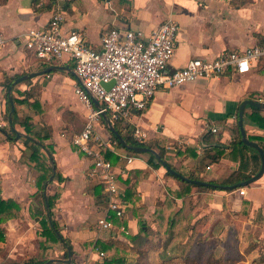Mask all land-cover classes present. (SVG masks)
<instances>
[{
    "label": "crops",
    "instance_id": "obj_1",
    "mask_svg": "<svg viewBox=\"0 0 264 264\" xmlns=\"http://www.w3.org/2000/svg\"><path fill=\"white\" fill-rule=\"evenodd\" d=\"M56 8L64 15L61 32L82 34L84 43L96 50L109 29L139 31L149 37L163 22L176 23V48L167 72L191 59L214 60L232 51L264 46V0H0V31L5 40L0 50V198L22 206L20 218L0 226L5 236L0 242V264L33 258L44 241L38 222L29 212L30 206H36L34 196L39 193L37 173L26 160L31 151L46 157L54 168L53 178L50 180L51 174L43 185V197L60 192L52 217L60 229L57 234L70 246L66 248V260L63 244L54 246L48 257L54 264H95L99 257L94 253L97 242L129 248L127 237L138 233L139 221L154 235L151 238L159 236L154 220L157 203L164 200L166 188H179L162 168L148 166V154L117 147L112 153L119 160L112 166L121 197L131 189L122 219L129 233H122L115 223L113 230L98 231L96 223L106 207L104 193L99 199V185L88 178L91 160L70 143L71 137L82 130L88 113L73 92L77 83L74 62L66 57L60 61L39 60L25 47V34L45 29ZM263 91L264 57L252 62L246 74H235L229 67L224 75L210 80L199 79L171 89L159 87L145 112L132 110L127 123L120 125L127 126L128 132L135 127L148 130L149 144L163 140L159 143L166 151L164 161L185 178L194 175L203 182L218 184L233 173L252 177L260 168V158L255 161L251 150L232 143L238 129L239 105L245 100L258 102ZM5 94L8 103V97L12 99L11 125L19 138L8 122L10 103L6 112ZM13 98L26 99V103L16 104ZM248 107L243 112V129L248 140L253 139L250 141L262 148L264 129L250 123ZM260 115L264 117V109ZM28 118L31 135L40 141L26 135L22 123ZM108 122L114 128L115 120L109 114L96 125L104 141L113 140ZM211 128L217 132L212 133ZM3 130L11 131L15 138L7 139ZM120 130L121 134L115 131L125 141L130 135L126 129ZM208 134L210 141L206 143ZM214 148L222 149L223 155L217 163H210L206 157L214 154ZM128 158H132L130 163ZM240 189L193 188L186 197L175 199V210L183 209L188 220L197 227L200 224L195 234L198 245L205 236L217 237L219 253L213 264H257L260 255L264 256V172L242 188L244 195L239 194ZM208 224L211 229L206 234L203 229ZM195 247L190 248L191 253Z\"/></svg>",
    "mask_w": 264,
    "mask_h": 264
},
{
    "label": "built area",
    "instance_id": "obj_2",
    "mask_svg": "<svg viewBox=\"0 0 264 264\" xmlns=\"http://www.w3.org/2000/svg\"><path fill=\"white\" fill-rule=\"evenodd\" d=\"M63 22L64 15L56 8L45 29L25 34V47L39 60L60 61L66 57L74 62L77 83L73 92L88 113L82 130L71 137L70 143L91 160L88 178L102 187L106 203L96 226L98 231H110L115 228L112 217L123 219L126 204L121 200L117 174L102 153L104 149L115 151L116 142L104 141L96 132L102 116L109 114L126 124L132 110L146 111L159 87L171 89L199 79L210 80L224 75L229 67L235 74H246L252 62L264 57V46L232 51L214 60L191 59L183 67L167 72L179 30L170 20L160 24L149 37L139 31L109 29L103 33L98 50L88 47L80 33L63 34ZM4 43L0 31V50ZM111 82L110 87H104ZM92 100L98 102V108H94ZM257 101L264 104V91ZM210 131L216 133L217 129ZM131 137L136 143L145 144L150 141V132L135 127ZM131 161L132 158L127 159V163ZM239 194L244 195L242 188ZM119 230L127 234L124 227Z\"/></svg>",
    "mask_w": 264,
    "mask_h": 264
},
{
    "label": "trees",
    "instance_id": "obj_3",
    "mask_svg": "<svg viewBox=\"0 0 264 264\" xmlns=\"http://www.w3.org/2000/svg\"><path fill=\"white\" fill-rule=\"evenodd\" d=\"M9 86H7L8 88ZM5 99H6V112L9 111V103L6 98L5 94ZM13 102L16 104L20 103H26V99L24 100H18L17 98H13ZM251 109V114L248 115V120L250 123L253 125L263 128L264 129V117L260 115L262 110L254 107H248ZM29 118L26 119L23 123L22 126L24 128V131L26 135L40 141L41 139L38 136H32L30 133V126L28 124ZM122 121L120 119H116L114 122V128L116 131H118L121 134L120 128L126 129L127 133H129L130 136H125V141L128 145L130 146H135V147H147L150 148L154 151H156L159 156L161 157L162 160H164L165 157V149L163 144H160L159 142H163V140L159 139L156 144H149V141L145 144H138L136 143L132 137H131V132H128V127L127 126H122L120 125ZM3 132L7 135V139L13 140L15 138V135L9 131L6 132L3 130ZM211 134V133H209ZM206 135L205 142L208 143L210 141V135ZM113 140L116 142V145L118 148H121L120 144L118 141L115 139V137L112 135ZM249 140H253L249 138ZM242 146L244 149L251 150L255 155L254 159L255 161L259 162V156L256 153L255 150L246 147L242 144L241 139H240V134L238 129H235V141L232 143V146ZM264 151V146L262 147ZM214 154L209 155L206 157L208 162L210 163H217L219 158L223 155V150L222 149H212ZM129 153H133L129 150H126ZM103 157L109 161L112 165L115 164L118 160L119 157L112 152L104 149L102 151ZM29 166L33 168V170L37 173V181H36V186L39 190V193L34 196V200L36 201V206H30L29 212L31 218L35 219L40 227L39 230V235L44 238V241L39 244V251L36 256L33 258H30L28 260H25L21 263H10L7 262V264H54L53 261H50L48 259L52 249L56 244H63L65 251L63 254V259H67V251L66 248L69 247V242L67 239H65L61 234L60 236L57 233H60V229L57 225V223L53 220L52 217V212L53 208L55 206V201L58 199L60 192L59 190L54 193V195L46 196V198L43 197L42 195V190H43V185L45 182L49 180V177L52 174V167L50 162L48 163L47 158H43V156L37 154L34 151H31L30 156L28 159H26ZM148 166L154 169H159L162 168L164 170L165 175L170 178L175 180L176 182L179 183V188L177 190H171L170 188L167 189V193L165 195V198L163 201H160L157 203L158 209L155 212L154 215V220L157 224V231L158 234L162 233V235L165 237L164 239L160 238V242H158L159 245V252H158V260L160 264H190L191 263V251L190 248L194 246L192 239L187 236L186 239L184 240L183 238L185 237V229L182 231V235H178V230L180 226L183 227V219L181 217V212L177 211L175 212L176 205H175V199H182L189 195L193 188L197 190H217V188L213 189L211 187H201V186H193L187 182L181 181L179 178L176 176H173L169 174L162 166L160 163L156 162L154 157L152 155H148V160H147ZM168 164V163H167ZM171 169H173L175 172L180 174L175 167L171 166L168 164ZM182 175V174H181ZM183 176V175H182ZM185 177V176H184ZM251 176H243L238 173H233L230 176H228L224 181L221 183H215V182H210L211 184L218 185V186H225V187H231L235 184L241 183L242 181L249 179ZM188 179L190 180H198V181H203L201 178H198L197 176L194 175H189L187 176ZM58 180L61 181V178L58 177ZM232 190V189H231ZM231 190H226V191H231ZM97 195L98 198L100 199V193L102 192V187L99 185L96 187ZM131 194V189H126L124 195L121 197V200L124 202L128 199V196ZM47 206V207H46ZM22 206L15 203L12 200H2L0 198V226L4 224L6 221L11 220V219H17L21 217V210ZM112 222L115 223L116 227L120 228L123 227L122 219H118L115 217H112ZM150 232H148L147 229L143 228V224L141 221L138 222V233L135 236H129L127 237V240L129 244H135L138 247L145 246L146 244H151L152 239L150 237ZM181 237V239H180ZM5 239L4 232L2 231L0 227V242H3ZM161 240L163 242H161ZM133 246V245H132ZM136 246V247H137ZM95 248L99 251V253H104V259L101 264H122L121 259H116V258H110L111 255H114L113 253L116 252V248H114L113 245L105 244L103 242H97L95 244ZM141 254L143 252L139 250ZM144 252H147V250H144ZM110 255V256H109ZM154 261L148 260V263H151ZM153 263V262H152ZM67 264V263H65ZM213 264V263H212ZM257 264H264V256H260V261Z\"/></svg>",
    "mask_w": 264,
    "mask_h": 264
},
{
    "label": "rangeland",
    "instance_id": "obj_4",
    "mask_svg": "<svg viewBox=\"0 0 264 264\" xmlns=\"http://www.w3.org/2000/svg\"><path fill=\"white\" fill-rule=\"evenodd\" d=\"M189 206H191L189 204ZM177 211L181 212V217L183 219V227L180 226L179 229H177L178 231V235L180 236L182 235V231L185 229V237L183 238L184 240L186 239L187 236H189V233H191V239L193 241L194 246H198L194 252L191 255V263L190 264H212L213 260H215L214 258H216L217 254L219 253V251L217 249H219L217 247V237L216 236H205L203 243L201 240L202 244L198 245V241L195 237L196 234V230L197 229H201V226L199 224V226L197 227L196 224H194L193 222H191L190 220L187 219V217L183 214V209H178ZM175 210V212H177ZM210 224V223H209ZM205 225V228L203 229V232L208 234V231L211 229V225ZM127 232V230H126ZM129 232H127L128 234ZM125 234V235H127ZM151 234V233H150ZM156 236L154 239H152V243L150 244H146L145 246H141L138 247L135 244H131L129 246V248H125L123 247L122 249H119L118 247H116V252H114V255H111L110 258H116V259H121L123 262L122 264H160L158 260V252H159V245L158 242H160V235ZM163 236V235H162ZM126 237V236H123ZM150 237H154V235H150ZM162 238V237H161ZM165 238V237H164ZM181 239V237H180ZM161 242H163L161 240ZM133 245V246H132ZM137 246V247H136ZM141 250L143 252V254L139 253ZM144 250H147V252H144ZM215 250V251H214ZM94 253L99 254V257L97 259V261L95 262V264H101L104 256H101L99 251L95 248L94 249ZM103 254V253H102ZM110 256V255H109ZM262 256V255H260ZM154 259V261H152L151 263H148V260H152Z\"/></svg>",
    "mask_w": 264,
    "mask_h": 264
},
{
    "label": "water",
    "instance_id": "obj_5",
    "mask_svg": "<svg viewBox=\"0 0 264 264\" xmlns=\"http://www.w3.org/2000/svg\"><path fill=\"white\" fill-rule=\"evenodd\" d=\"M50 69L52 70V69H56V68H50ZM50 69L46 70V72L49 71ZM31 76L32 75L25 76V77H23L21 79L23 80V79L29 78ZM112 84H113L112 82L109 83V84H105L104 87L105 88H108ZM8 100H9V103H10V111H9V114H8V122L10 124L11 130L13 131V133H15L16 138H19L20 137V134L11 125L12 114L14 112V106H13L12 99H11L10 96L8 97ZM92 104L96 108L99 107L98 102L95 101V100H92ZM246 106H251V107H254V108H258V109L263 110L264 109V104L263 103H260V102H254V101L245 100V101L241 102V104L239 105L238 114H237L238 115L237 126H238V129H239V134H240L241 142H242V144L244 146L249 147V148H251V149H253V150H255L257 152V154H258V156L260 158V168H259L258 172L254 176H252L251 178H249V179H247V180H245V181H243L241 183L235 184V185H233L231 187H228V186L227 187H225V186H216V185H213V184H209L207 182L198 181V180H190L188 178H185L184 176L178 174L173 169H171L170 166L164 160L161 159V157L159 156V154L156 151H154V150H152L150 148H147V147L130 146L114 130V128L110 125L109 122H108V127H109V130L112 132V134L117 139L118 143L120 144V146L122 148H124L126 150H129V151H131L133 153H136V154H148V155H152L154 157L155 161L158 162V163H160L161 166L169 174H171L173 176H176L181 181L187 182V183H189L191 185H195V186L211 187L213 189L218 188V189H221V190H231V189L234 190V189L246 187L249 184L255 182L256 180H258L261 177V175L264 172V151H263V149L257 143L248 140V138L246 137L245 131L243 129V124H242V122H243V112H244V108ZM103 117H104V115H103ZM52 170H53V173H52V176L50 177V180L54 176V168H52ZM68 256H70V250L69 249H68Z\"/></svg>",
    "mask_w": 264,
    "mask_h": 264
}]
</instances>
